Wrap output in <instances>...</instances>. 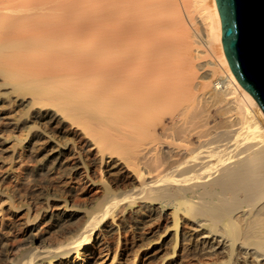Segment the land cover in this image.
<instances>
[{"label": "bare ground", "instance_id": "6f19581e", "mask_svg": "<svg viewBox=\"0 0 264 264\" xmlns=\"http://www.w3.org/2000/svg\"><path fill=\"white\" fill-rule=\"evenodd\" d=\"M10 2L0 1V16ZM20 3L29 10L15 9L18 16L39 9L47 16L26 19L28 27L15 18L0 25L3 126L15 123L1 104L28 108L38 125L22 120L25 147L37 139L45 151L36 174L86 176L84 151L132 182L125 191L104 187L89 207L41 194L57 203L48 221L63 238L46 246L26 223L29 245L14 264L64 262L73 252L91 264L98 248L107 250L109 218L124 212L138 227L171 217L174 232L146 242L152 254L170 242L168 264H264V112L229 65L216 0ZM62 40L71 48L58 52ZM65 125L84 147L56 135ZM3 132L0 153L10 142ZM96 133L112 138L108 146Z\"/></svg>", "mask_w": 264, "mask_h": 264}, {"label": "rangeland", "instance_id": "374dc122", "mask_svg": "<svg viewBox=\"0 0 264 264\" xmlns=\"http://www.w3.org/2000/svg\"><path fill=\"white\" fill-rule=\"evenodd\" d=\"M18 1L20 3V0L10 2L11 7L8 6V8L11 11L13 9L14 12L2 13L0 25H3L8 19L15 18L17 20L13 19L11 21L20 20L24 26L28 27L29 24L26 19L28 21L31 19L38 21L46 18L47 12L43 9L35 11L34 15L31 14V17H29L30 15L25 16L26 18L23 17V12L28 7L25 8V5L20 6ZM1 5L4 4L1 2ZM15 9L22 11L23 16H18L19 12L16 13ZM54 19L58 20L59 16L56 15ZM70 46L71 42L62 40L58 43L57 50L58 52L67 51L71 48ZM21 91L25 92V90ZM1 105L2 107L6 106L4 111L6 110L5 113L9 117L8 121L12 120L15 124L5 128L3 122L5 123L6 120L0 118V130L5 131L3 133L10 136L8 148L6 147L7 151L0 153V264H14L21 251L29 245L30 232L25 226L26 223L31 222L33 224L35 229L31 233L39 236L41 242L46 246L53 245L63 238L52 228L48 221V215L56 209L57 203L51 199H42L41 194L44 192L57 193L62 198L67 199L70 204L89 207L92 205L93 200L100 196L104 187H109L117 192L125 191L129 189L132 179L117 175L116 170H112L111 174L108 173V163L100 165L96 158H93L92 163L90 160L92 156L84 151L82 155L86 159V176L79 177V175L63 173L58 174L60 175L58 176L56 172H53V174H45V172L36 174L33 169L38 163L37 157H40L38 156L40 154L43 155L45 151L42 144H40L42 141L37 139L30 141L31 150H27L25 140L29 139L26 138L29 133V126L22 120L28 118L29 125L34 126H37L38 123L35 120L32 121L33 118L29 116L28 108L25 105L17 102L11 105L8 103ZM113 120L116 121L115 118ZM63 128L67 129L66 133H56L57 136L67 135L73 138L78 147H84L85 141H82V135L78 130H70L68 125ZM96 135L97 139L95 137V141L102 145L105 142V145L108 146L112 140L111 137L105 140V138H102V134L101 137L98 133ZM113 149L118 155L125 157L131 155L118 146H114ZM106 161H108V158H106ZM89 182L95 183L96 187L89 186ZM171 211V208L166 210L167 213ZM114 217L115 219L109 218L108 220L111 223L113 222V231L105 236L108 244L107 250L98 248L99 250L97 249L95 259L91 261V264H168V251L171 243L169 242L162 252L152 254V252H147L146 242L150 239H157L160 234L163 236L168 232H174L171 230L172 223H170L171 217L169 215L159 224L146 222L140 224L139 227L135 224L133 226L128 217V212H124L122 215L116 214ZM181 223L183 231L187 232L189 225L184 220H181ZM76 260V253L73 252L64 262L52 260L50 264H71ZM198 261L187 260L183 264H198ZM80 263L76 262V264Z\"/></svg>", "mask_w": 264, "mask_h": 264}, {"label": "water", "instance_id": "95a60500", "mask_svg": "<svg viewBox=\"0 0 264 264\" xmlns=\"http://www.w3.org/2000/svg\"><path fill=\"white\" fill-rule=\"evenodd\" d=\"M216 2L229 65L264 112V0Z\"/></svg>", "mask_w": 264, "mask_h": 264}]
</instances>
